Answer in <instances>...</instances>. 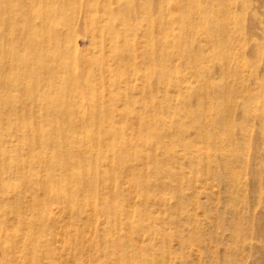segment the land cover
Masks as SVG:
<instances>
[{
  "label": "rangeland",
  "instance_id": "1",
  "mask_svg": "<svg viewBox=\"0 0 264 264\" xmlns=\"http://www.w3.org/2000/svg\"><path fill=\"white\" fill-rule=\"evenodd\" d=\"M184 2L194 24L169 25L166 34L179 35L200 57L195 62L191 57L173 59L172 68L179 72L177 89L164 87L165 95L157 98L153 87H143L142 80L130 79L127 71L120 88L131 91L129 104L120 98L109 100L118 87L104 85L97 87L102 94L96 91L91 106L86 100L81 106L77 97L61 93L64 83L56 82L47 92L48 100L41 96L35 102L47 110L74 112L73 121L57 113L37 122L26 115L34 128L50 126L52 133L59 134L76 126L64 134H80L81 110L91 111L105 98V110L114 113V120L102 124L129 128L125 133L130 138L137 119L134 114L130 120L122 116L147 104L143 116L150 119L146 125L158 131L160 147L118 142L97 162L107 171L102 175L112 173L110 161L118 148L140 153L142 159L115 162L121 171L107 186L100 177L96 187L81 184L74 210L67 208L68 199L63 197L67 187L54 184L48 190L44 185L49 172L45 174L40 165L51 148L44 149L42 158L30 160L31 145L19 140L31 137L20 126L23 122L0 121V264H264V0ZM35 5L30 15L47 11L54 0H38ZM157 18L155 13L150 16L153 22ZM30 24L41 33L47 19L36 18ZM78 30L71 49L83 59L96 49L90 36ZM166 38L170 43L172 34ZM47 48L40 50L44 65L52 64L45 60ZM111 59L106 56L102 62L117 67ZM6 60L2 51L0 71L6 72L0 80L12 81L15 71H9ZM135 60L140 62L138 52L131 62ZM82 81L68 86L83 90ZM14 89L9 97L16 101L24 97L22 83ZM165 99L168 108L156 120L151 103ZM2 102L0 114L8 108ZM16 105L26 112L23 101ZM4 128L10 133L5 135ZM19 159L28 164L14 167ZM30 172L35 173L33 179ZM59 176L77 181V174L65 168H58L54 178Z\"/></svg>",
  "mask_w": 264,
  "mask_h": 264
},
{
  "label": "bare ground",
  "instance_id": "2",
  "mask_svg": "<svg viewBox=\"0 0 264 264\" xmlns=\"http://www.w3.org/2000/svg\"><path fill=\"white\" fill-rule=\"evenodd\" d=\"M36 1L38 0H0V40H2L0 53L5 52L6 65L10 68L9 71H15V77L12 81L0 80V93H4L0 98V104L4 101L8 107L6 111L0 114V121L7 119L23 122L20 126L24 128L25 135L30 134L31 137L30 141L23 136L19 140L23 141L24 144L31 145L30 160L36 161L42 158L45 153L44 149L47 146L51 148V154L40 165L45 174L49 172L46 175L44 185L48 190L53 189L54 184H57V187L61 189L67 187V194L63 197L68 199L67 208L74 210L77 201L76 193L80 190L81 184L86 183L89 187H96L100 177L103 184L107 186L108 182L121 171L120 166L116 163L128 159H142L140 153H134L123 147L118 148L116 151L114 150V158L110 161L112 173H108L109 176L102 175L107 171L101 169L103 167L97 162L105 158L106 151L113 149L118 142L139 141L144 144L149 143L152 147H160L157 140L158 131L155 130V127L147 126L146 122L150 119L143 116L146 113L144 109L147 104L144 107L140 106L141 108L137 110H127L125 116H122V120H130L134 114L133 117L137 119L138 125L132 128L133 137L128 138L127 133H125L128 132L129 128H115L111 125L102 124L114 120V117L111 116L114 113L106 112L104 107L106 99L103 98L101 101L102 91L99 92L97 87L104 85L118 87V90H113L108 97L109 100L123 99L124 105L129 104L132 98L131 91L121 92L120 88V83L127 79L128 73L130 79L137 77L142 80L143 87L146 85L153 87L152 90L157 93V98L165 95L164 87L177 89L180 84L177 81L179 72L172 68L173 59L191 57L192 61L195 62L199 60L200 55L193 53L181 41L179 35L173 34L174 32L166 34V30L172 24L177 27L189 26L194 22V18H191L187 13L188 6L184 0H71V3H66V0H54L56 6L52 5L47 11L38 10V13L30 15V9L37 6L35 5ZM101 11L103 14L98 15ZM153 13L158 15L155 22L150 20ZM196 15H200V11H197ZM36 18L42 21L47 19L46 30L44 29L41 33L33 30L35 24H30V21ZM78 29L90 36L91 47L96 49L90 54L87 53L89 55L84 57L81 55L83 59L71 49L73 36ZM138 32L140 33L137 34ZM171 34L172 38L169 43L166 37ZM138 44L140 49H136ZM24 45L28 48L25 51L21 49ZM47 46L46 53H44L45 60L52 62V64L44 65L41 62L40 50ZM137 52L140 62H136V60L131 62L136 58ZM106 56L116 61L117 67L111 68L108 64H103L102 61ZM1 64L0 61V66ZM79 66L83 67V73H79L81 72ZM4 71H0V77L5 75ZM136 72H138L137 76ZM21 75H23L22 79L19 78ZM66 75H69L70 78H65ZM81 79H83L82 82L85 86L83 90L80 87L72 89L68 86L69 83ZM56 82L64 83V87L60 88L61 93H68L77 97L81 106L84 105V100L87 101L88 106H91L93 102L90 100L96 97V91L101 93L98 96L100 99L99 107L91 108V111L85 110L84 112V109L81 110L82 116L79 119L84 127L80 134L77 132L72 135L64 134V130L65 132L74 131L77 129L76 126H69L63 132L61 130L59 134H54L52 133L53 127L40 126L34 128L32 124L28 123L29 120H26L27 114H30V120L33 119L37 122L47 120L51 114L57 113L62 117H67L70 122L73 121L70 116L74 112L60 108L47 110L45 109L46 105L41 107L40 103L35 102L41 96L48 100L47 92L53 88ZM21 83L25 92L24 97L16 101L14 97H9V95L14 93V87ZM165 98L167 99V96ZM166 99L164 103L160 100L151 103V109L156 120L164 108H168ZM19 101L28 105L26 112H23L16 105V102ZM171 112L173 113L174 110ZM10 131L4 128L5 135L9 134ZM111 139L114 141L113 144L108 143ZM83 163L87 167H83ZM21 164L28 163L25 159H21L16 163L14 162V167ZM82 167L85 169L84 172L80 170ZM58 168L74 171L77 174V181L68 182L63 176L57 177L59 179L56 180L54 176ZM51 174L54 176L51 177ZM34 176L35 173L30 172L32 179ZM141 180L145 181L146 179ZM144 191L146 192V189ZM88 201L91 202L92 200L89 199ZM106 205L109 206L110 204L106 203ZM111 205L117 206L115 203H111ZM108 210V208L104 209L109 213ZM116 213L114 212L112 215H118Z\"/></svg>",
  "mask_w": 264,
  "mask_h": 264
}]
</instances>
